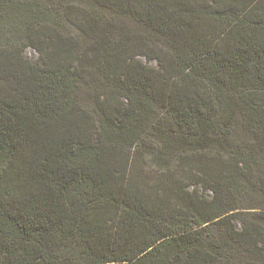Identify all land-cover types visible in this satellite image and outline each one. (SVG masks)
I'll use <instances>...</instances> for the list:
<instances>
[{
    "label": "trees",
    "instance_id": "trees-1",
    "mask_svg": "<svg viewBox=\"0 0 264 264\" xmlns=\"http://www.w3.org/2000/svg\"><path fill=\"white\" fill-rule=\"evenodd\" d=\"M1 25L0 264H264V0H0Z\"/></svg>",
    "mask_w": 264,
    "mask_h": 264
},
{
    "label": "rangeland",
    "instance_id": "rangeland-1",
    "mask_svg": "<svg viewBox=\"0 0 264 264\" xmlns=\"http://www.w3.org/2000/svg\"><path fill=\"white\" fill-rule=\"evenodd\" d=\"M44 2H48L49 0H43ZM14 32V29L12 26H9V25H1L0 26V37H5V38H9V37H13L15 35L14 34H11ZM26 54L29 58L35 60L37 59L38 55L36 53V51H34L33 49L31 48H28L27 51H26ZM150 64H155V62H150Z\"/></svg>",
    "mask_w": 264,
    "mask_h": 264
}]
</instances>
